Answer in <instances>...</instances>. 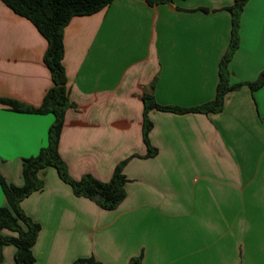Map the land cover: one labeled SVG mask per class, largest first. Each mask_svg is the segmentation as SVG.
I'll list each match as a JSON object with an SVG mask.
<instances>
[{
	"label": "crops",
	"instance_id": "0c3cea01",
	"mask_svg": "<svg viewBox=\"0 0 264 264\" xmlns=\"http://www.w3.org/2000/svg\"><path fill=\"white\" fill-rule=\"evenodd\" d=\"M236 0H115L74 17L65 29L69 97L59 144L70 176L110 181L124 168L126 199L115 210L73 193L56 169L40 173L42 191L22 202L41 225L36 264H264V0H249L230 85L217 113L151 110L143 141V96L191 109L216 97L220 63L231 41ZM48 41L0 0V99L41 106L53 87ZM52 115L0 103V176L23 185V160L48 145ZM7 206L0 186V207ZM6 246L0 264H14Z\"/></svg>",
	"mask_w": 264,
	"mask_h": 264
},
{
	"label": "trees",
	"instance_id": "16d2710c",
	"mask_svg": "<svg viewBox=\"0 0 264 264\" xmlns=\"http://www.w3.org/2000/svg\"><path fill=\"white\" fill-rule=\"evenodd\" d=\"M115 0H4V3L18 16L29 20L48 41V49L44 62L50 71L53 87L46 94L41 106L33 107L25 103L0 99V103L10 107L12 111L40 115H52L54 121L48 131V145L42 148L35 157L23 160V185L9 184L0 176V186L7 206L0 207V263L3 260V249L14 246V264H36L33 254L41 225L25 213L22 202L35 192L42 191L44 181L40 173L47 168L56 169L60 179L70 185L73 193L97 203L104 210H115L127 196V178L124 168L130 159L118 164L108 182H101L91 175H85L80 180H74L68 171V166L61 158L59 144L66 113L74 108L69 97L64 59L65 29L76 16H87L108 8ZM150 5L172 3L173 0H147ZM249 0H236L228 11L232 16L231 41L227 52L220 63L219 83L216 97L205 105L181 109L163 107L156 103L152 94L143 96V141L148 149V157L157 154L151 146L149 133L153 124L148 118L151 110L174 113H217L223 110L226 95L239 88V85H230L228 65L239 47L240 21L244 7ZM252 91L264 86V71L259 78L247 83ZM142 257L132 258L129 264H141ZM74 264H102L95 257L77 259Z\"/></svg>",
	"mask_w": 264,
	"mask_h": 264
}]
</instances>
